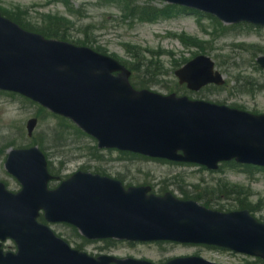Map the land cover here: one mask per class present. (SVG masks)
<instances>
[{
    "label": "water",
    "instance_id": "obj_1",
    "mask_svg": "<svg viewBox=\"0 0 264 264\" xmlns=\"http://www.w3.org/2000/svg\"><path fill=\"white\" fill-rule=\"evenodd\" d=\"M166 1L213 13L227 22L264 24V0ZM117 70L123 74L115 78L112 73ZM177 75L194 90L209 82L222 83L204 57ZM128 77L116 61L86 48L47 41L0 17V89L20 92L72 117L99 139L100 146L210 166L232 158L264 165V117L187 98L136 92ZM35 123L30 122V130ZM179 150L186 156H177ZM7 166L24 190L14 196L0 186V239L14 238L20 250L7 256L0 250V264H109L106 258L96 260L71 250L47 227L38 225L41 209L48 221L72 223L92 239L219 242L264 255V227L246 214L223 217L172 199L149 198L142 190L126 192L115 181L89 175H77L50 192L46 163L36 149L13 152ZM245 225L255 228L252 237L226 240ZM169 264L207 263L187 258Z\"/></svg>",
    "mask_w": 264,
    "mask_h": 264
},
{
    "label": "rangeland",
    "instance_id": "obj_2",
    "mask_svg": "<svg viewBox=\"0 0 264 264\" xmlns=\"http://www.w3.org/2000/svg\"><path fill=\"white\" fill-rule=\"evenodd\" d=\"M164 5V2L157 0H132V4H125L120 0H0V10L12 13L37 29H46L50 24L56 25L75 42H88L92 47H99L122 62L140 64L141 73H135L137 80L151 86L150 89L157 93L186 94L192 99L227 105L238 104L248 110L264 111V90L256 92L255 96H249L238 92L241 89L240 83L233 88L234 80L239 79L241 72L252 74L254 80L264 82V75L248 66V62L253 61L256 55L264 53V30H250L245 26L232 27L223 23L222 25L210 16L181 10L173 11V14L167 17L164 11L159 12L157 9ZM142 13H149L153 17L157 15L160 18L151 22L140 21L143 18H151L142 16ZM174 34H186L185 38L191 44L203 45L187 47L174 37ZM203 53L213 58L218 70L230 82L231 90L208 87L193 94L186 93L179 85L174 75L175 70L187 60ZM144 63H149L155 68L151 79L143 75ZM237 67L240 68L236 69ZM33 117L39 119V125L34 136L29 138L26 124ZM69 124L44 113L18 95L0 91V180L5 182L10 190L17 191L19 184L9 176L4 166L8 151L29 147L32 142H41L42 149L46 151L47 159L52 164L50 166L61 173L62 179L80 169L101 168L122 178L132 175L137 179V185H145L155 180L154 184L176 192L177 196L183 193L180 187L187 191L186 177L189 183L198 185L204 178L207 184L199 186L210 190L221 180H225L239 186L244 192L243 196L249 199L257 211L256 217L264 218V172H258L254 179L231 168H225L219 175H208L194 167H177L118 151L99 152L88 136L76 132L74 128L67 126ZM170 173L177 177L167 182ZM59 182L54 183V186ZM222 204H226L225 201ZM51 227L57 234L71 240L77 239L72 235L75 231L64 224ZM6 245L7 249L15 247L13 242H7ZM94 246L104 248L106 245ZM94 246L89 247L94 249ZM109 247L107 251L121 256H140L155 263H163L174 256L189 252L215 258L214 252L203 248L174 244L144 245L135 250L126 247L111 250ZM216 259L220 264H241L249 261L226 252Z\"/></svg>",
    "mask_w": 264,
    "mask_h": 264
},
{
    "label": "trees",
    "instance_id": "obj_3",
    "mask_svg": "<svg viewBox=\"0 0 264 264\" xmlns=\"http://www.w3.org/2000/svg\"><path fill=\"white\" fill-rule=\"evenodd\" d=\"M11 18L14 21L18 22L22 27H24L26 29H29V30L36 31V29H34L33 27L29 26V24H25L23 22H20L17 19L13 18L12 16H11ZM59 30H60V28H58L56 25L52 26V24H50V26H48L46 28V30H43L41 32L44 35H46L47 37H50V38H58V39H62V40H70L66 34H62V33L60 34ZM81 45H86V44L82 43Z\"/></svg>",
    "mask_w": 264,
    "mask_h": 264
}]
</instances>
